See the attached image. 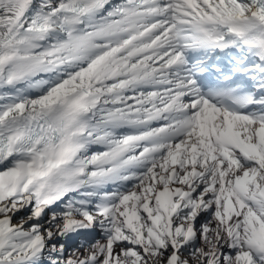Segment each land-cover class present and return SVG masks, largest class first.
<instances>
[{
	"label": "snow or ice",
	"instance_id": "1",
	"mask_svg": "<svg viewBox=\"0 0 264 264\" xmlns=\"http://www.w3.org/2000/svg\"><path fill=\"white\" fill-rule=\"evenodd\" d=\"M0 264H264V0H0Z\"/></svg>",
	"mask_w": 264,
	"mask_h": 264
}]
</instances>
